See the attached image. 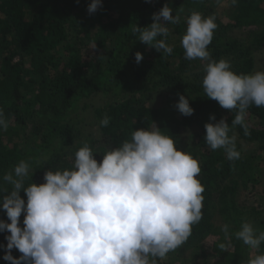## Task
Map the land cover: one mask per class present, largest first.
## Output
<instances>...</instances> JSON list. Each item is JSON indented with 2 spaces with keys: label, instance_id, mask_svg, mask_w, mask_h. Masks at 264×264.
<instances>
[{
  "label": "trees",
  "instance_id": "1",
  "mask_svg": "<svg viewBox=\"0 0 264 264\" xmlns=\"http://www.w3.org/2000/svg\"><path fill=\"white\" fill-rule=\"evenodd\" d=\"M90 3L0 0V109L9 123L6 131L0 130V175L26 160L32 165V182L40 184L49 168L71 167L84 142L100 161L103 152L130 139L134 130L156 125L174 138L180 150L199 160L198 178L205 187L201 221L165 258H182L190 252L199 264H245L257 250L232 233L244 221L264 231V206L251 209L236 197L240 184L252 180L255 163L264 159V107L252 105L247 110L248 135L240 126L230 132L256 145L257 156L229 161L223 149L211 150L204 140V125L215 122L210 115L216 121L226 117L231 124L236 111L205 96L202 80L207 61L185 59L181 38L191 12L215 15L218 28L208 46L211 58L230 61L237 73H253L254 54L264 48V0H238L235 5L231 0H131L129 8L122 0H102V7L91 14ZM165 4L181 17L179 24L167 25L171 54L139 41L134 32L136 26L150 25L153 14ZM117 6L127 9L118 18L114 16ZM238 30L246 35L232 36ZM136 52L143 55L140 63ZM178 94L189 98L191 116L177 110ZM88 103L90 122L75 121L72 115L87 112ZM105 116L110 117L109 125L101 127ZM191 127L198 132L184 141L181 131ZM237 148L241 151L238 143ZM30 182L31 178L26 185ZM20 194L26 199L23 191ZM216 217L222 225L230 224L228 237L222 225L215 224ZM0 219L7 221L5 210L0 209ZM20 220L22 226L23 214ZM8 234L0 233V244L6 245ZM207 239L212 240L210 248L205 246ZM259 251L264 252V244ZM4 254L0 248V264H10ZM12 255L21 254L13 249Z\"/></svg>",
  "mask_w": 264,
  "mask_h": 264
},
{
  "label": "clouds",
  "instance_id": "2",
  "mask_svg": "<svg viewBox=\"0 0 264 264\" xmlns=\"http://www.w3.org/2000/svg\"><path fill=\"white\" fill-rule=\"evenodd\" d=\"M238 0H231L235 5ZM102 7V0H91L88 12ZM165 4L153 14L146 27L136 26L138 40L164 54L173 47L167 42L168 24H179V14ZM181 46L187 60L207 61L202 87L207 98L236 114L231 121L214 114L204 125L205 142L215 151L223 149L229 161L241 158L237 137L230 135L240 126L248 135L246 123L250 106L264 107V70L237 73L226 59L211 58L208 46L218 28L216 16L193 11L187 17ZM143 55L135 53L140 63ZM177 110L191 116L189 98L178 94ZM110 117L100 121L107 127ZM8 121L0 109V130ZM89 143L75 154L71 167L48 169L43 183L32 182V165L20 160L13 169L0 175V233L5 236L3 259L10 264H158L180 247L202 219L205 191L199 174L200 162L189 151L180 150L174 138L154 125L139 128L119 146L103 152L98 161ZM31 182L26 185V181ZM21 191L26 199L21 196ZM23 221L21 226V215ZM230 224L221 226L228 237ZM250 249L245 264H264V231L249 221L232 233ZM225 248L224 244L220 245ZM16 249L21 254L12 255Z\"/></svg>",
  "mask_w": 264,
  "mask_h": 264
},
{
  "label": "rangeland",
  "instance_id": "3",
  "mask_svg": "<svg viewBox=\"0 0 264 264\" xmlns=\"http://www.w3.org/2000/svg\"><path fill=\"white\" fill-rule=\"evenodd\" d=\"M124 7L129 8L131 4V0H122ZM124 8H121L119 6L115 7V12L114 16L116 18L121 17L122 15L125 14ZM246 35V32L243 31H235L233 32L232 36L234 37H244ZM255 60H256V66H255V71L259 70H264V48L254 54ZM90 103V102H89ZM88 103V111L85 112L84 110L79 113L78 116L72 115V118L75 119V121H83L84 124L85 122H90L89 121V116L92 112V107ZM153 105H155L153 103ZM182 117V115L180 116ZM79 123V122H78ZM197 128L191 127V128H183L181 131V137L184 141L187 139H190L195 133H197ZM237 137V143L241 148V155L245 157L251 156V154H255L256 156L258 155L256 153V145L253 144H247L243 140H241L237 134H235ZM95 137L98 136V133L94 135ZM23 141H21V144ZM257 160V158H256ZM252 180H249L248 183H241L240 188L238 191V195L236 197V201L241 205H246L247 207L256 208L258 206H264V159H261V161H258L255 163L253 170H252ZM254 227L256 228L255 224L251 222ZM215 224L221 226L222 225V220L220 217H216L215 219ZM212 245V240L207 239L205 240V246L210 248ZM172 261V262H171ZM213 260L211 259V262ZM158 264H199L198 261H192V256L191 253L187 252L183 254L182 258L174 255V256H168L167 258H164L162 260L158 261Z\"/></svg>",
  "mask_w": 264,
  "mask_h": 264
}]
</instances>
